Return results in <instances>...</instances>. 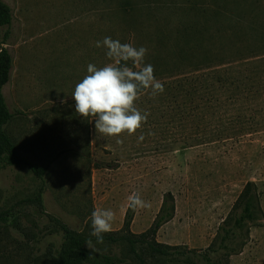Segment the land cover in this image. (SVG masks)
<instances>
[{
    "label": "rangeland",
    "instance_id": "rangeland-1",
    "mask_svg": "<svg viewBox=\"0 0 264 264\" xmlns=\"http://www.w3.org/2000/svg\"><path fill=\"white\" fill-rule=\"evenodd\" d=\"M4 1L14 15L0 27V47L14 57L6 131L21 156L48 170L44 178L29 165L0 171V264H55L60 224L93 238L97 208L115 213L111 231L121 234L133 193L151 204L131 225L143 234L167 192L176 212L158 242L196 250L197 264L205 254L264 264V216L240 253L208 250L248 182L264 211V0ZM106 36L145 47L164 84L156 96L139 94L136 107L149 115L132 135L97 133L71 96L89 63L109 62L95 46ZM92 244L116 264H141L125 242ZM137 250L145 264H186L147 244Z\"/></svg>",
    "mask_w": 264,
    "mask_h": 264
},
{
    "label": "trees",
    "instance_id": "trees-1",
    "mask_svg": "<svg viewBox=\"0 0 264 264\" xmlns=\"http://www.w3.org/2000/svg\"><path fill=\"white\" fill-rule=\"evenodd\" d=\"M12 8L4 1L0 0V27L9 26L13 21ZM232 65V64H230ZM14 68V57L8 48L0 47V171L5 165L23 166L29 165L33 172L44 178L48 166L35 163L20 155L17 144L6 131L7 124L14 117V113L9 109L4 87L11 81L12 70ZM226 69V68H224ZM144 91V90H142ZM141 91V92H142ZM140 92V93H141ZM44 188L41 189L38 200L42 203ZM176 212L175 198L172 192L164 195L163 202L157 213L151 228L143 234H134L131 225L134 220L136 210L128 208L121 234L110 231L103 234L104 242L128 244L133 252L145 264L144 259L137 250V245L147 244V246L157 255L164 256L169 261L184 262L186 264H197V259L201 254L196 250L183 249L162 244L156 240L159 229L171 221ZM264 211L261 206L260 195L257 184L250 181L246 184L239 199L233 206L230 215L220 225L216 242L209 246L208 250L214 253L223 250L227 255L238 254L250 239V230L253 226L259 225L263 219ZM64 231V240L58 252L55 264H116L119 260L113 255L106 253L92 252L86 245V241H96V237H87L72 230L65 224H60ZM217 245V246H216ZM205 264H221L216 262L208 254L202 255ZM118 260V261H117Z\"/></svg>",
    "mask_w": 264,
    "mask_h": 264
},
{
    "label": "clouds",
    "instance_id": "clouds-1",
    "mask_svg": "<svg viewBox=\"0 0 264 264\" xmlns=\"http://www.w3.org/2000/svg\"><path fill=\"white\" fill-rule=\"evenodd\" d=\"M95 46L106 49L109 62L101 67L88 64L87 74L75 85L71 95L75 111L84 118L92 117L99 134L118 136L127 132L132 135L149 115L136 107L140 92L147 89L156 96L164 92V84L154 75V66L145 64V47L137 48L110 36L97 41ZM127 207L135 211L150 208L151 204L133 193L128 197ZM91 217L90 235L96 237L97 243H102L103 234L112 230L115 213L111 209L97 208ZM85 243L92 252L96 251L91 240Z\"/></svg>",
    "mask_w": 264,
    "mask_h": 264
}]
</instances>
